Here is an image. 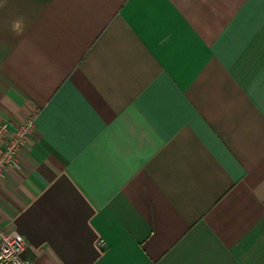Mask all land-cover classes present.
I'll use <instances>...</instances> for the list:
<instances>
[{"label": "crops", "instance_id": "0c3cea01", "mask_svg": "<svg viewBox=\"0 0 264 264\" xmlns=\"http://www.w3.org/2000/svg\"><path fill=\"white\" fill-rule=\"evenodd\" d=\"M33 118V264H264V0H0V124Z\"/></svg>", "mask_w": 264, "mask_h": 264}, {"label": "built area", "instance_id": "2783aa9c", "mask_svg": "<svg viewBox=\"0 0 264 264\" xmlns=\"http://www.w3.org/2000/svg\"><path fill=\"white\" fill-rule=\"evenodd\" d=\"M34 130L35 118L18 126L0 124V180L7 168L18 166V152ZM27 249L26 240L18 232L8 231L0 224V264H33L26 256Z\"/></svg>", "mask_w": 264, "mask_h": 264}, {"label": "clouds", "instance_id": "9594fccd", "mask_svg": "<svg viewBox=\"0 0 264 264\" xmlns=\"http://www.w3.org/2000/svg\"><path fill=\"white\" fill-rule=\"evenodd\" d=\"M25 30V21L23 17H19L16 20L12 21L11 31L16 35H22Z\"/></svg>", "mask_w": 264, "mask_h": 264}]
</instances>
